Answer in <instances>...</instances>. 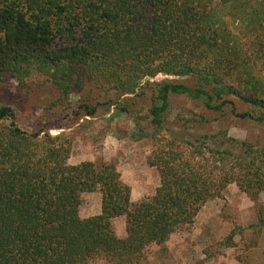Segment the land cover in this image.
Masks as SVG:
<instances>
[{
    "label": "trees",
    "instance_id": "trees-1",
    "mask_svg": "<svg viewBox=\"0 0 264 264\" xmlns=\"http://www.w3.org/2000/svg\"><path fill=\"white\" fill-rule=\"evenodd\" d=\"M6 75L46 77L62 98L83 86L113 90L126 98L111 103L117 114L146 99L147 162L160 183L133 202L114 162L70 164L67 136L24 129L0 103V264H141L231 183L254 202L249 227L264 231V135L194 142L165 125L183 96L205 110L185 117V129L205 125L207 111L264 127V0H0V81ZM104 103L83 104L82 114ZM94 191L101 211L82 218L81 195ZM120 216L124 237L112 225Z\"/></svg>",
    "mask_w": 264,
    "mask_h": 264
},
{
    "label": "rangeland",
    "instance_id": "rangeland-1",
    "mask_svg": "<svg viewBox=\"0 0 264 264\" xmlns=\"http://www.w3.org/2000/svg\"><path fill=\"white\" fill-rule=\"evenodd\" d=\"M163 77L159 75L157 79ZM176 79L190 85L194 83L190 78ZM93 91L83 86L62 98L46 77L34 75L16 80L6 75L0 81V103L12 106L15 122L24 129H45L52 135L60 133L67 136L72 148L68 159L70 164L114 162L122 182L131 189V200L139 202L154 194L160 183L158 171L147 162L152 150V128L145 110L147 100L139 99L135 106L130 107L129 114H117L114 107L126 102L124 96L119 97L113 90L104 95ZM96 102L105 103L97 106L94 115L82 114L83 104ZM238 108L245 110L247 107L238 104ZM202 110L205 111L186 97H175L165 125L194 142L204 133L219 137L221 131L236 139L264 135V127L229 112L220 116L207 111L208 122L205 125L190 123L193 127L185 129L183 119ZM217 141L207 139L210 146L221 147ZM259 200H264V194H260ZM100 211V193H82L79 215L87 218ZM256 216L254 202L235 183H231L220 197L210 199L202 206L192 225L174 232L163 246L149 249L147 259L141 264H264V231L257 235L249 227L255 223ZM112 225L117 236H125L124 216L114 218ZM230 233L233 236L228 243L226 238Z\"/></svg>",
    "mask_w": 264,
    "mask_h": 264
}]
</instances>
